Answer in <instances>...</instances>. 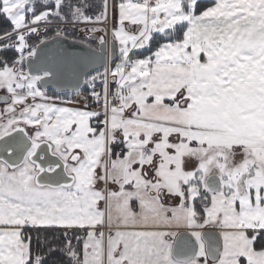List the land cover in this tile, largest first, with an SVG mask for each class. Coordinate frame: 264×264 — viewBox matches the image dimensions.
<instances>
[{
  "label": "snow or ice",
  "instance_id": "6c2138e0",
  "mask_svg": "<svg viewBox=\"0 0 264 264\" xmlns=\"http://www.w3.org/2000/svg\"><path fill=\"white\" fill-rule=\"evenodd\" d=\"M0 20V264H264V0Z\"/></svg>",
  "mask_w": 264,
  "mask_h": 264
},
{
  "label": "water",
  "instance_id": "95a60500",
  "mask_svg": "<svg viewBox=\"0 0 264 264\" xmlns=\"http://www.w3.org/2000/svg\"><path fill=\"white\" fill-rule=\"evenodd\" d=\"M68 43H71V39L68 40ZM80 50H81L80 47H77V48L73 49V51H80ZM48 90L49 91H55L56 87L54 85H49L48 86ZM205 231H209V229H205Z\"/></svg>",
  "mask_w": 264,
  "mask_h": 264
},
{
  "label": "trees",
  "instance_id": "16d2710c",
  "mask_svg": "<svg viewBox=\"0 0 264 264\" xmlns=\"http://www.w3.org/2000/svg\"><path fill=\"white\" fill-rule=\"evenodd\" d=\"M0 22H2V20H0ZM70 32V30H68ZM54 33H49V35H53ZM77 35H79V33H77ZM53 92V91H50Z\"/></svg>",
  "mask_w": 264,
  "mask_h": 264
},
{
  "label": "built area",
  "instance_id": "2783aa9c",
  "mask_svg": "<svg viewBox=\"0 0 264 264\" xmlns=\"http://www.w3.org/2000/svg\"><path fill=\"white\" fill-rule=\"evenodd\" d=\"M68 30H70V31H71V29H68Z\"/></svg>",
  "mask_w": 264,
  "mask_h": 264
},
{
  "label": "crops",
  "instance_id": "0c3cea01",
  "mask_svg": "<svg viewBox=\"0 0 264 264\" xmlns=\"http://www.w3.org/2000/svg\"><path fill=\"white\" fill-rule=\"evenodd\" d=\"M50 92V91H49ZM51 93V92H50Z\"/></svg>",
  "mask_w": 264,
  "mask_h": 264
}]
</instances>
